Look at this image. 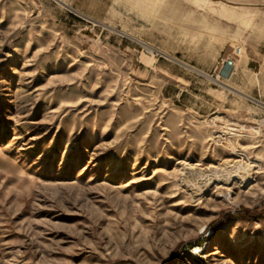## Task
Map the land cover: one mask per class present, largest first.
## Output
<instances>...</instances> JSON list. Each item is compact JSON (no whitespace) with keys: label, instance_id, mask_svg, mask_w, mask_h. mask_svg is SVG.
Instances as JSON below:
<instances>
[{"label":"rangeland","instance_id":"374dc122","mask_svg":"<svg viewBox=\"0 0 264 264\" xmlns=\"http://www.w3.org/2000/svg\"><path fill=\"white\" fill-rule=\"evenodd\" d=\"M248 8L0 0V264H264Z\"/></svg>","mask_w":264,"mask_h":264},{"label":"crops","instance_id":"0c3cea01","mask_svg":"<svg viewBox=\"0 0 264 264\" xmlns=\"http://www.w3.org/2000/svg\"><path fill=\"white\" fill-rule=\"evenodd\" d=\"M238 1H241V0H238ZM243 4L246 6H249L250 8H248V9H252V10H256V11H262V9L258 8V0H243ZM220 11L222 13V11L227 12L229 10L221 8ZM258 54H261L260 51L258 52Z\"/></svg>","mask_w":264,"mask_h":264},{"label":"built area","instance_id":"2783aa9c","mask_svg":"<svg viewBox=\"0 0 264 264\" xmlns=\"http://www.w3.org/2000/svg\"><path fill=\"white\" fill-rule=\"evenodd\" d=\"M239 53V51H238ZM234 66H235V62L232 58H226L223 62H222V67L224 69H227V70H231V69H234Z\"/></svg>","mask_w":264,"mask_h":264},{"label":"trees","instance_id":"16d2710c","mask_svg":"<svg viewBox=\"0 0 264 264\" xmlns=\"http://www.w3.org/2000/svg\"><path fill=\"white\" fill-rule=\"evenodd\" d=\"M247 210H244V213H247ZM239 214H237L236 216H234V218L239 219V220H245L244 218H239Z\"/></svg>","mask_w":264,"mask_h":264},{"label":"bare ground","instance_id":"6f19581e","mask_svg":"<svg viewBox=\"0 0 264 264\" xmlns=\"http://www.w3.org/2000/svg\"><path fill=\"white\" fill-rule=\"evenodd\" d=\"M240 52V51H239ZM241 53V52H240ZM240 55V54H239ZM234 68H235V66H234Z\"/></svg>","mask_w":264,"mask_h":264}]
</instances>
